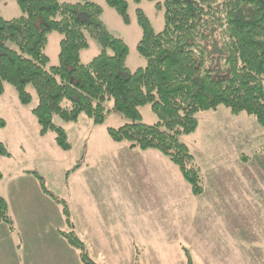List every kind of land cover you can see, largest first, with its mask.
Instances as JSON below:
<instances>
[{"label": "rangeland", "instance_id": "obj_1", "mask_svg": "<svg viewBox=\"0 0 264 264\" xmlns=\"http://www.w3.org/2000/svg\"><path fill=\"white\" fill-rule=\"evenodd\" d=\"M94 1L102 6L109 31L129 46L127 66H144L137 50L142 29L136 10L143 9L159 31L164 10L157 2L163 0H126L129 23L105 0ZM21 14L16 0H0L4 18ZM60 39L57 31L49 34V66L59 63ZM100 51L90 38L82 62ZM27 91L29 103L9 83L0 96V141L9 152L0 156V194L17 223L10 239H0V264H86L67 240L34 239L43 234L46 218L51 228L75 231L95 264H189L188 256L192 264H264V128L255 117L235 115L224 106L198 114L196 131L182 136L205 180L204 193L194 195L170 160L167 186L149 178L147 187L138 173H161L160 164L111 139L108 127L131 122L120 112L110 110L103 124H94L84 113L75 122L55 117L71 145L64 148L56 131H41L33 113L38 95L32 85ZM106 106L112 109L113 103ZM140 112L146 124L159 121L151 104ZM40 178L50 193L68 203L70 223ZM45 205L55 210L51 216ZM62 219L65 226L59 227Z\"/></svg>", "mask_w": 264, "mask_h": 264}, {"label": "trees", "instance_id": "obj_2", "mask_svg": "<svg viewBox=\"0 0 264 264\" xmlns=\"http://www.w3.org/2000/svg\"><path fill=\"white\" fill-rule=\"evenodd\" d=\"M22 14L0 15V96L13 85L23 103L31 101L27 86L38 95L33 109L41 131L57 132V141L70 148L65 129L55 117L75 122L84 113L103 124L110 110L131 122L107 132L130 148L154 149L167 157L190 184L194 195L204 193V176L182 136L196 131L198 114L218 110L255 117L264 128V0H163L164 27L157 31L138 8L142 36L137 50L144 66H127L129 46L112 34L102 20L103 8L94 0H16ZM125 23L126 0H105ZM61 35L59 63L49 66L45 49L49 34ZM90 38L101 51L89 62L81 53ZM107 102H112L108 109ZM151 104L159 117L141 121L140 107ZM1 122V120H0ZM0 141V156L8 155ZM2 173L0 171V177ZM45 193L62 205L70 223L68 203L54 196L40 178ZM0 221L13 229L8 203L0 194ZM61 234L80 250L86 264H95L75 231ZM188 263L192 259L188 256Z\"/></svg>", "mask_w": 264, "mask_h": 264}, {"label": "crops", "instance_id": "obj_3", "mask_svg": "<svg viewBox=\"0 0 264 264\" xmlns=\"http://www.w3.org/2000/svg\"><path fill=\"white\" fill-rule=\"evenodd\" d=\"M125 143V142H124ZM129 145V144H128ZM129 148H130V146H129ZM138 150V148H133V149H131V151L132 152H134V151H137ZM140 150V152H141V154H145V156H146V158H147V160L148 159H154V160H156L154 163H156V164H160V170H161V173H158V172H151V176H150V174L147 172V170L145 169V171L143 172V173H138L141 177H143V179L146 181V183H147V187H148V185H150L151 186V183H148V180H149V178L150 179H156V182H157V185L159 184V183H161V187H162V185L164 184V185H166L167 186V183H168V178H167V175H168V170H169V168L167 169V166H169L170 167V165H169V163H168V158L167 157H165L162 153H160L159 151H157V150H154V149H148V150H141V149H139ZM148 154H150V155H148ZM166 165V170H164L163 171V166L162 165ZM175 172H177V171H175ZM174 174H176V176H179V173L177 172V173H174ZM166 175V181L164 180V176ZM183 176H181V178H182ZM179 178V177H178ZM160 181V182H159ZM159 182V183H158ZM145 192H150V190H148V188H146V191ZM7 201V200H6ZM49 204H51L52 205V203L50 202V201H47ZM8 203V202H7ZM56 208H57V205H56ZM8 211H9V214H10V216L12 217V219H13V222H14V227H13V229L12 228H10L9 226H8V224L7 225H4V223H2V221H0V239H10V236H11V234L12 233H14V231L17 229V223H16V220L14 219V216H12V214L10 213V211H11V206L9 205V203H8ZM45 213L47 214V213H49V215L51 216V214L52 213H54V211L55 210H53V211H50V208H47L46 207V205H45ZM58 214L60 215V217H61V214H60V212H59V210H58ZM62 222L63 223H61V224H58V226L59 227H64L65 226V222H64V220L62 219ZM46 223V226L44 227L45 229H44V231L42 232L43 234H41V235H39V234H37V237L36 238H34V239H54V241L55 240H57L58 241V243H59V241H60V239H63V240H66L65 238H64V236L61 234V232L62 231H65L64 229H62V228H55L54 226V228H51V226H50V218H46V219H44L43 220V225ZM6 224V223H5ZM16 224V225H15ZM57 225V224H56ZM17 231V230H16ZM19 233V232H18ZM81 233H85V232H81ZM15 234V233H14ZM18 237H19V235H18ZM14 238V237H13ZM22 239V238H21ZM33 239V238H32ZM91 239H94V236L93 237H91ZM67 248V247H66Z\"/></svg>", "mask_w": 264, "mask_h": 264}]
</instances>
